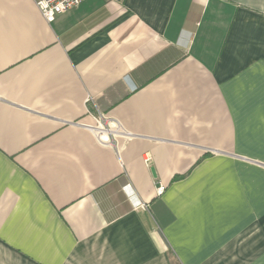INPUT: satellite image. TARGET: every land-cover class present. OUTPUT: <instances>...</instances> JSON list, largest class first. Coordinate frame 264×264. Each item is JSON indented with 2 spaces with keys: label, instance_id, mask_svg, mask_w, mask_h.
<instances>
[{
  "label": "crops",
  "instance_id": "0c3cea01",
  "mask_svg": "<svg viewBox=\"0 0 264 264\" xmlns=\"http://www.w3.org/2000/svg\"><path fill=\"white\" fill-rule=\"evenodd\" d=\"M0 264H264V0H0Z\"/></svg>",
  "mask_w": 264,
  "mask_h": 264
},
{
  "label": "built area",
  "instance_id": "2783aa9c",
  "mask_svg": "<svg viewBox=\"0 0 264 264\" xmlns=\"http://www.w3.org/2000/svg\"><path fill=\"white\" fill-rule=\"evenodd\" d=\"M35 6L38 8L42 17L48 21L53 22L57 16L62 15L70 10L79 7L85 0H32ZM99 129L104 131L106 124L104 121L98 120ZM163 187L159 189V192L163 191ZM143 206V205H142Z\"/></svg>",
  "mask_w": 264,
  "mask_h": 264
},
{
  "label": "water",
  "instance_id": "95a60500",
  "mask_svg": "<svg viewBox=\"0 0 264 264\" xmlns=\"http://www.w3.org/2000/svg\"><path fill=\"white\" fill-rule=\"evenodd\" d=\"M153 174H154V171H153ZM155 176V175H154Z\"/></svg>",
  "mask_w": 264,
  "mask_h": 264
}]
</instances>
